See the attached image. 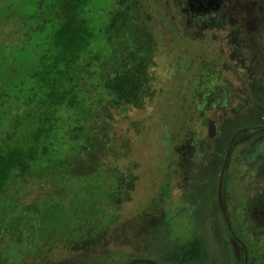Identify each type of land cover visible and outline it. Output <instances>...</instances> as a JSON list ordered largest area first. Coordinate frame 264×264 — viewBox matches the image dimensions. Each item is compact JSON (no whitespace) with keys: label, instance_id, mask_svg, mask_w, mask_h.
<instances>
[{"label":"trees","instance_id":"16d2710c","mask_svg":"<svg viewBox=\"0 0 264 264\" xmlns=\"http://www.w3.org/2000/svg\"><path fill=\"white\" fill-rule=\"evenodd\" d=\"M150 20L140 0H0V224L17 241L37 234L64 242L76 231L83 237L101 230L133 189L135 179L118 167L126 147L112 132L111 109L142 108L150 93L157 46L146 25ZM212 66L204 63L199 69L216 77ZM257 87L264 96L258 79L256 93L248 89L255 103L262 100ZM260 105L264 108V102ZM259 115L250 108L248 115L214 126L216 149L206 150L203 161L210 157L211 164L215 155L221 166L203 169L192 150L188 170L207 173L200 180L193 176L200 202L192 238L174 246L170 255L159 253L152 262L141 256L136 264H202L209 258L212 264H255L256 252L229 213L231 177L222 165L229 161L224 151L237 132L260 129ZM249 131L237 135L231 148ZM217 170L222 171L223 209ZM28 186L36 187L37 196L45 191L42 198L22 202L20 193L26 195ZM102 193L108 194L111 213L88 217L104 200L99 202ZM207 214L211 222L223 224L211 251ZM64 220L75 227L54 235ZM119 261L136 260L123 255Z\"/></svg>","mask_w":264,"mask_h":264},{"label":"rangeland","instance_id":"374dc122","mask_svg":"<svg viewBox=\"0 0 264 264\" xmlns=\"http://www.w3.org/2000/svg\"><path fill=\"white\" fill-rule=\"evenodd\" d=\"M140 1L151 17L146 25L157 43L150 67V93L142 108L111 109L112 132L126 147L118 167L135 179L133 189L112 216L106 206L108 194L102 193L99 202L104 200L96 208L101 211L95 209L88 217L109 215L101 230L83 237L76 231L64 242L37 234L17 241L0 224L4 264H122L123 255L136 261L142 256L151 262L159 253L170 255L174 246L192 238L194 212L200 202L193 176L203 179L205 166H221L215 155L213 163H207L210 157L203 161L206 150L216 149L214 126L248 115L250 108L257 109L263 124L237 140L222 170L231 177L228 210L235 228L239 224L242 237L256 252L255 264H264V108L260 105L264 96L257 87V98L262 100L255 103L248 91L256 93V79L264 85V20L250 27L245 16V4L250 0H237L235 6L241 14L233 23L215 19L216 0H179V8L171 6L176 0ZM225 1L232 4L235 0ZM261 2L262 11L257 10L256 16L264 19V0ZM204 63L214 65L216 77L210 70L199 69ZM192 150L198 153L195 164L203 167L199 172L188 170ZM221 172L217 170L215 176ZM28 187L26 195L20 193L22 202L42 198L45 191L37 196L36 187ZM220 225L207 214L210 251L221 238ZM74 227L64 220L54 235ZM202 264H212L211 258Z\"/></svg>","mask_w":264,"mask_h":264},{"label":"flooded vegetation","instance_id":"af4514ba","mask_svg":"<svg viewBox=\"0 0 264 264\" xmlns=\"http://www.w3.org/2000/svg\"><path fill=\"white\" fill-rule=\"evenodd\" d=\"M261 1L262 0H250V1H247L245 4V12H246L245 16H248L247 20H248V22H249L248 24H250L251 28H253V23H256L257 21H260V20L261 21L264 20L263 17H257L256 16L257 10L262 11V7H261L262 2ZM230 2H231V0H230ZM199 3H201V0H199ZM258 3L260 4V6L258 5ZM237 4H238L237 0L232 2V4L226 3L225 0H216L214 6L216 7V10H218V11H216L214 14L215 19L217 21L227 19L230 23H233L235 20L238 19V17L240 16L239 14H241V11H239V8H237L235 6ZM247 14H250V15H247ZM228 42H230V40ZM228 120H230V119H228ZM244 130H246V129H244Z\"/></svg>","mask_w":264,"mask_h":264},{"label":"water","instance_id":"95a60500","mask_svg":"<svg viewBox=\"0 0 264 264\" xmlns=\"http://www.w3.org/2000/svg\"><path fill=\"white\" fill-rule=\"evenodd\" d=\"M250 129H246V130H241V131H239V132H237L235 135H234V137H233V139H232V141H231V144H230V146H229V148H228V150H227V154H226V157L228 156V153H229V151H230V148H231V145H232V142H233V140H234V138L238 135V134H240L241 132H243V131H249ZM227 163V161L225 160V162H224V165ZM221 174H222V172H221ZM222 177L220 176V185H219V191H218V199H219V203H220V206H221V208L223 209V205H222V196H221V188H222ZM139 262H141V261H134V262H132V263H130V264H136V263H139ZM151 264H154V263H151Z\"/></svg>","mask_w":264,"mask_h":264},{"label":"crops","instance_id":"0c3cea01","mask_svg":"<svg viewBox=\"0 0 264 264\" xmlns=\"http://www.w3.org/2000/svg\"><path fill=\"white\" fill-rule=\"evenodd\" d=\"M237 119V118H236ZM232 120H235V118L234 119H232Z\"/></svg>","mask_w":264,"mask_h":264},{"label":"built area","instance_id":"2783aa9c","mask_svg":"<svg viewBox=\"0 0 264 264\" xmlns=\"http://www.w3.org/2000/svg\"><path fill=\"white\" fill-rule=\"evenodd\" d=\"M264 119V118H263Z\"/></svg>","mask_w":264,"mask_h":264}]
</instances>
